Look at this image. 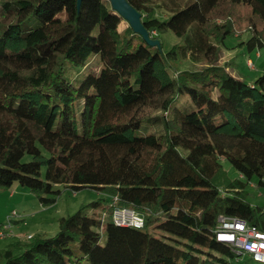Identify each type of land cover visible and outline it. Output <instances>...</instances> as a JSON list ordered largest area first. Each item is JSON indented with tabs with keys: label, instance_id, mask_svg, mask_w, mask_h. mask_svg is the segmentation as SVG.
<instances>
[{
	"label": "trees",
	"instance_id": "trees-1",
	"mask_svg": "<svg viewBox=\"0 0 264 264\" xmlns=\"http://www.w3.org/2000/svg\"><path fill=\"white\" fill-rule=\"evenodd\" d=\"M127 1L152 39L171 31L179 43L164 52L128 23L119 30L108 0H0V193L18 184L43 207L58 186L108 196L60 218L54 236L12 242L0 264H69L75 243L88 264H230L238 255L216 239L218 218L264 230L247 190L264 187V73L248 84L216 61L175 66L237 32L260 57L264 0ZM222 3L230 11L218 26ZM67 63L86 71L77 85ZM152 127L160 133L144 134ZM114 196L143 215L142 229L104 223Z\"/></svg>",
	"mask_w": 264,
	"mask_h": 264
},
{
	"label": "rangeland",
	"instance_id": "rangeland-1",
	"mask_svg": "<svg viewBox=\"0 0 264 264\" xmlns=\"http://www.w3.org/2000/svg\"><path fill=\"white\" fill-rule=\"evenodd\" d=\"M157 3L171 2L172 0H156ZM176 1V0H175ZM224 3V2H223ZM220 4L213 15V21L218 26L225 23V16L230 11L226 4ZM243 16V13L241 14ZM241 16V17H242ZM67 17V12L62 11L54 19L57 22L64 20ZM238 18V17H237ZM119 30H123L127 27V22L118 18ZM242 27H245V23H241ZM249 37V33L242 32L236 33L235 36L228 37L225 42V46L216 40H212V46L202 48L201 50L192 53L189 58L182 61L180 67V61H176V68H200L207 64L216 61L219 65H228L227 70L230 71L234 76L241 78L246 83L250 84L254 82L260 75L264 73V49L260 51V57L257 56V50L248 51L246 46L241 44L246 41ZM159 39L162 42V49L164 52L170 50V48L179 43L180 38L174 35L171 31H165L159 35ZM248 57L252 58L254 62V68H249L246 65ZM67 65L66 77L74 84L77 85L82 79V75L85 70H78ZM91 66L98 71L99 63L98 58L91 60ZM184 98L188 97L181 96L178 100L182 102ZM160 130L156 127L144 130V134H159ZM225 169L231 178H236L238 175L236 171L228 164L224 163ZM253 182L257 184V179ZM18 190L10 188L0 193V220L3 219L4 223L6 218L13 212L18 214V218H23L19 221V224L14 223L12 230L13 235L5 240L0 241V249H5L12 242L21 241L25 248L31 242L27 237L30 234L43 235V236H54L59 230V219L67 218L79 210L83 209V212L90 214L92 208L89 206L92 202H101L105 205L107 195L103 192H99L95 189L85 188L76 193H73L69 188L66 189L64 186H58V189L62 191L61 195L57 197L56 202L48 207H43L35 194H33L28 188H24L16 184ZM248 200L255 206H261L264 209V187L254 186L253 184L248 187ZM14 191L16 196L14 199L8 198L9 192ZM24 191V192H23ZM25 193V194H24ZM99 212L100 209H97ZM96 211V212H97ZM105 224L112 221V216L105 215ZM18 227L16 228V226ZM101 233L100 244L106 243V234L103 229H99ZM74 250V262L69 264H88L85 255L80 252L78 244H73ZM221 256V255H219ZM230 264H262L253 261L249 255L243 254L241 256L229 259ZM0 263L2 260L0 259Z\"/></svg>",
	"mask_w": 264,
	"mask_h": 264
},
{
	"label": "built area",
	"instance_id": "built-area-1",
	"mask_svg": "<svg viewBox=\"0 0 264 264\" xmlns=\"http://www.w3.org/2000/svg\"><path fill=\"white\" fill-rule=\"evenodd\" d=\"M248 63L252 65L250 60ZM117 201L118 197L114 196L112 221L118 226L142 229L143 215L132 208L117 206ZM17 217L18 214L13 212L4 223H0V241L13 235L12 227ZM215 234L216 239L229 245L236 255L247 254L253 261L264 264V230L236 217L220 216Z\"/></svg>",
	"mask_w": 264,
	"mask_h": 264
},
{
	"label": "water",
	"instance_id": "water-1",
	"mask_svg": "<svg viewBox=\"0 0 264 264\" xmlns=\"http://www.w3.org/2000/svg\"><path fill=\"white\" fill-rule=\"evenodd\" d=\"M112 9L124 19L133 31L143 37L150 46H160V41L152 39L147 29L142 23V14L137 11L127 0H108ZM82 0H77L79 7Z\"/></svg>",
	"mask_w": 264,
	"mask_h": 264
},
{
	"label": "crops",
	"instance_id": "crops-1",
	"mask_svg": "<svg viewBox=\"0 0 264 264\" xmlns=\"http://www.w3.org/2000/svg\"><path fill=\"white\" fill-rule=\"evenodd\" d=\"M260 53V52H259ZM13 188V190H18V187H17V185H15V186H13L12 187ZM6 192V191H5ZM24 192V191H23ZM10 194L8 195V198L10 199V198H12V199H14L15 198V196H16V193L14 192V191H11V192H9ZM25 194V193H24ZM0 217H1V214H0ZM21 220H23V218H18V220L16 221V224H19V221H21ZM3 222V219L2 220H0V223H2ZM18 227V225L16 226V228ZM33 235H35L34 233L33 234H30L29 236H33ZM28 238V237H27ZM3 249H0V253H1V251H2Z\"/></svg>",
	"mask_w": 264,
	"mask_h": 264
}]
</instances>
